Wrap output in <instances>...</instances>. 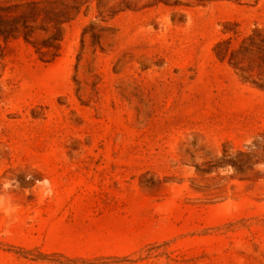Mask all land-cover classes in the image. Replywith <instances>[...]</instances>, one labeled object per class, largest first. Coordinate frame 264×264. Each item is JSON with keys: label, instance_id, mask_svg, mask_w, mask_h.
Returning a JSON list of instances; mask_svg holds the SVG:
<instances>
[{"label": "rangeland", "instance_id": "obj_1", "mask_svg": "<svg viewBox=\"0 0 264 264\" xmlns=\"http://www.w3.org/2000/svg\"><path fill=\"white\" fill-rule=\"evenodd\" d=\"M179 3L0 0V264H264V0Z\"/></svg>", "mask_w": 264, "mask_h": 264}, {"label": "crops", "instance_id": "obj_2", "mask_svg": "<svg viewBox=\"0 0 264 264\" xmlns=\"http://www.w3.org/2000/svg\"><path fill=\"white\" fill-rule=\"evenodd\" d=\"M255 97L258 100H262L264 102V94L259 92L246 84V104L249 102L250 98ZM260 114L257 116H249L246 115V133L250 131L252 127H254V120L258 119Z\"/></svg>", "mask_w": 264, "mask_h": 264}, {"label": "trees", "instance_id": "obj_3", "mask_svg": "<svg viewBox=\"0 0 264 264\" xmlns=\"http://www.w3.org/2000/svg\"><path fill=\"white\" fill-rule=\"evenodd\" d=\"M159 1H164V3L171 4V5H179L180 4L179 0H172V2L165 1V0H159ZM123 9H129V6H125ZM119 11H121V10H119ZM257 33H259V32L255 31L253 35H256ZM22 36H23V38L27 39L25 34H24V32L22 33ZM52 39H53V41H59L56 37H53ZM246 40L249 41L252 44L253 37L252 36H248L246 38ZM213 52H214L215 56L219 60H224V58L219 54V52L216 50V48L213 49ZM229 64L231 66H234V64L232 62V59L229 61ZM259 76L261 77L262 75L259 74ZM259 87L261 88V86H259Z\"/></svg>", "mask_w": 264, "mask_h": 264}, {"label": "clouds", "instance_id": "obj_4", "mask_svg": "<svg viewBox=\"0 0 264 264\" xmlns=\"http://www.w3.org/2000/svg\"><path fill=\"white\" fill-rule=\"evenodd\" d=\"M0 210H3L5 216L12 217L15 213V208L11 204H6L3 198H0Z\"/></svg>", "mask_w": 264, "mask_h": 264}]
</instances>
